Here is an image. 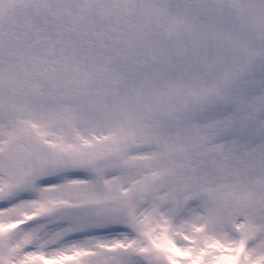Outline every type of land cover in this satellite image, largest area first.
Wrapping results in <instances>:
<instances>
[{"label": "snow or ice", "instance_id": "6c2138e0", "mask_svg": "<svg viewBox=\"0 0 264 264\" xmlns=\"http://www.w3.org/2000/svg\"><path fill=\"white\" fill-rule=\"evenodd\" d=\"M0 264H264V0H0Z\"/></svg>", "mask_w": 264, "mask_h": 264}]
</instances>
